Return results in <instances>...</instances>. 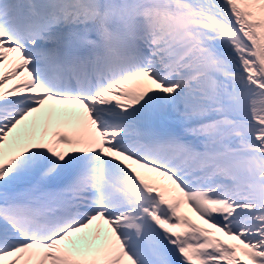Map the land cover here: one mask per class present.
<instances>
[{"label":"snow or ice","instance_id":"snow-or-ice-1","mask_svg":"<svg viewBox=\"0 0 264 264\" xmlns=\"http://www.w3.org/2000/svg\"><path fill=\"white\" fill-rule=\"evenodd\" d=\"M0 264H264V0H0Z\"/></svg>","mask_w":264,"mask_h":264},{"label":"bare ground","instance_id":"bare-ground-1","mask_svg":"<svg viewBox=\"0 0 264 264\" xmlns=\"http://www.w3.org/2000/svg\"><path fill=\"white\" fill-rule=\"evenodd\" d=\"M194 215V214H193Z\"/></svg>","mask_w":264,"mask_h":264}]
</instances>
